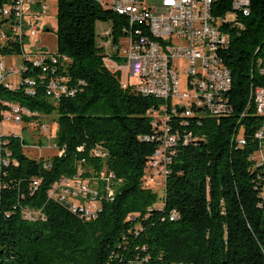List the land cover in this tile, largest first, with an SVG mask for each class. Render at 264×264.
<instances>
[{
    "label": "trees",
    "instance_id": "1",
    "mask_svg": "<svg viewBox=\"0 0 264 264\" xmlns=\"http://www.w3.org/2000/svg\"><path fill=\"white\" fill-rule=\"evenodd\" d=\"M216 2L217 14L230 9V0ZM238 20L242 26L227 27L229 44L220 53L231 73V111L185 116L182 102L172 112L168 100L122 86L121 71L105 64L96 22L110 21L108 37L117 43L130 29L126 16L97 0H56L55 53L68 60L53 72L26 62L22 77L35 80L33 94L0 78V122L8 103L35 112L22 113L27 122L54 113L59 152L30 158L25 139L0 134V264H264V171L252 159L264 121L252 103L253 88L264 85V0H250ZM13 53H20L18 44L0 47L2 55ZM59 76L74 95L46 94ZM163 107L170 133L198 138L173 145L159 197L143 175L162 134L152 110ZM96 145L103 156L91 153ZM79 171L98 178L100 210L89 220L47 196L54 181ZM102 172L113 176L101 180ZM23 209L41 213L34 219Z\"/></svg>",
    "mask_w": 264,
    "mask_h": 264
},
{
    "label": "built area",
    "instance_id": "2",
    "mask_svg": "<svg viewBox=\"0 0 264 264\" xmlns=\"http://www.w3.org/2000/svg\"><path fill=\"white\" fill-rule=\"evenodd\" d=\"M97 1L103 7L126 16L130 26L117 43L108 39L109 49L104 57L108 68L120 70L124 74L121 79L122 86L129 84L126 80L128 75L137 77L138 83L132 85L143 95L168 100L172 112L175 111V102L195 99L196 107L182 110L185 116L221 117L229 114L231 106L228 104L227 92L231 86V73L223 63L220 53L229 44L227 27L242 26L238 18L243 17V11H250V0L230 2V9L223 14L216 13L217 0ZM237 2H245V10H237ZM142 4H152L153 12L140 13ZM47 9V0H9L0 8V47L11 43V46L18 44L20 48L19 54L5 55L18 56V65L10 63L11 66H7L4 59H0V78L12 86L24 85L26 91L32 94L35 80L22 77L26 62L39 67L43 72H53L57 63L61 65V61L68 60L66 56L56 54L55 50L33 48L35 45H32L31 38L39 29L46 28L41 17L47 13ZM171 23H179V30H171ZM142 26L146 28V33H143ZM178 60L185 62L182 68H179ZM181 77L185 78V90L180 88ZM63 81L61 76L51 78L46 94L54 99H58L62 94L74 95L75 87L68 88ZM252 103L257 114L264 116V85L253 88ZM8 105L10 109L3 113L2 121L19 123L23 120L22 113L36 114L17 103ZM162 111L164 107L159 111L152 110L153 114H156L152 124L158 126L162 134L158 137L159 145L143 175L144 185L154 189L157 180L164 185L166 164L173 154V145L179 141L192 142L198 138L191 131L180 136L170 133L168 116ZM28 123L31 124L32 121ZM42 128L47 130L45 125H42ZM17 135L21 140L24 139L22 134ZM254 137L260 142V146L252 159L255 167H261L264 171V121L261 127L256 129ZM238 143L243 144L244 138L239 137ZM91 153L101 156L105 154L98 145ZM112 176L111 172H102L99 179L108 181ZM261 178L264 180V175ZM32 184L37 186L38 179H34ZM104 189L111 198L110 186L105 185ZM98 192V178H85L79 171L73 176H63L54 181L47 190V196L70 211L78 212L81 218L89 220L96 217L100 210ZM22 213H32V218L36 219V213L41 212L23 209ZM175 216L173 213L170 218ZM127 264L142 263L139 259H134Z\"/></svg>",
    "mask_w": 264,
    "mask_h": 264
},
{
    "label": "rangeland",
    "instance_id": "3",
    "mask_svg": "<svg viewBox=\"0 0 264 264\" xmlns=\"http://www.w3.org/2000/svg\"><path fill=\"white\" fill-rule=\"evenodd\" d=\"M47 6V13L41 17L46 28L39 29L31 38V42L32 45H35L33 48L41 47L53 51L56 49V0H47ZM110 27V21L96 22V42L99 46L103 47L104 52L109 49L108 35ZM0 59H4L7 66H11L9 65L10 63H14L15 65L19 64V57L16 55L8 57L0 54ZM184 64V61L178 60L179 68H182ZM182 72L180 69V73ZM123 78L124 74L122 73L121 79ZM126 80L129 84L138 83V79L135 76L128 75ZM180 88L182 90L186 89L185 78L181 77ZM33 121V123L29 124L24 120H21L19 123L3 120L0 122V134H22L26 141L23 145V151L30 158H39V156L46 158L55 153H59L54 144V134L57 129L56 115L54 113L48 116L39 115ZM41 124L47 126V130H43ZM262 149V156L264 157V144ZM154 184H156L157 194L161 197L163 195L162 185L159 183V180ZM155 205H161V201L159 200Z\"/></svg>",
    "mask_w": 264,
    "mask_h": 264
},
{
    "label": "bare ground",
    "instance_id": "4",
    "mask_svg": "<svg viewBox=\"0 0 264 264\" xmlns=\"http://www.w3.org/2000/svg\"><path fill=\"white\" fill-rule=\"evenodd\" d=\"M230 2H236V0H230ZM237 10H245V2H237ZM152 12H153L152 4L140 5V13H152ZM248 12L249 11H243V15H246ZM171 30H179V23H171ZM182 103L183 106L185 107V110H187V108H192L193 106H196L195 99H186L185 102Z\"/></svg>",
    "mask_w": 264,
    "mask_h": 264
}]
</instances>
